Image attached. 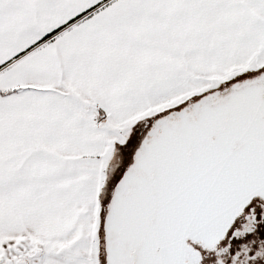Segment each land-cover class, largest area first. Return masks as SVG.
<instances>
[{
  "label": "snow or ice",
  "instance_id": "6c2138e0",
  "mask_svg": "<svg viewBox=\"0 0 264 264\" xmlns=\"http://www.w3.org/2000/svg\"><path fill=\"white\" fill-rule=\"evenodd\" d=\"M0 264H264V0H0Z\"/></svg>",
  "mask_w": 264,
  "mask_h": 264
}]
</instances>
